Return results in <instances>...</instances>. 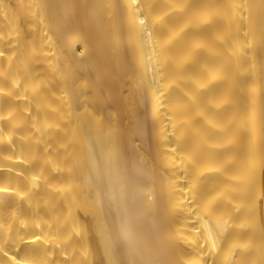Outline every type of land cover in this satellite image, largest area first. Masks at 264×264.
<instances>
[{
  "label": "bare ground",
  "instance_id": "obj_1",
  "mask_svg": "<svg viewBox=\"0 0 264 264\" xmlns=\"http://www.w3.org/2000/svg\"><path fill=\"white\" fill-rule=\"evenodd\" d=\"M0 189V264H264V0H0Z\"/></svg>",
  "mask_w": 264,
  "mask_h": 264
},
{
  "label": "snow or ice",
  "instance_id": "obj_2",
  "mask_svg": "<svg viewBox=\"0 0 264 264\" xmlns=\"http://www.w3.org/2000/svg\"><path fill=\"white\" fill-rule=\"evenodd\" d=\"M141 23H143V21H141ZM0 191H3V189H0Z\"/></svg>",
  "mask_w": 264,
  "mask_h": 264
}]
</instances>
